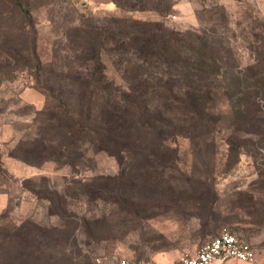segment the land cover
Here are the masks:
<instances>
[{
	"label": "rangeland",
	"instance_id": "374dc122",
	"mask_svg": "<svg viewBox=\"0 0 264 264\" xmlns=\"http://www.w3.org/2000/svg\"><path fill=\"white\" fill-rule=\"evenodd\" d=\"M21 1L27 19L0 0V125L18 129L0 138V264L170 258L225 228L261 249L264 0ZM134 19L197 34V49L208 41L214 69L197 78L212 127L170 133L156 121L113 155L84 128L98 112L87 96L103 107L145 71ZM100 69L110 84L99 88L90 81Z\"/></svg>",
	"mask_w": 264,
	"mask_h": 264
},
{
	"label": "trees",
	"instance_id": "16d2710c",
	"mask_svg": "<svg viewBox=\"0 0 264 264\" xmlns=\"http://www.w3.org/2000/svg\"><path fill=\"white\" fill-rule=\"evenodd\" d=\"M11 2L21 9L24 19L30 17L29 9L21 0ZM130 22L133 27L131 38L140 40L141 36L143 39L140 44H135L134 48L145 57L147 63L144 62L143 65L145 71L135 73L134 76H126L125 80L129 84L127 90H120L112 100L106 98L102 103L103 107L99 106V93L87 96L90 110L97 107L96 110L100 112L104 125L93 124L92 127V123L98 122L96 118L102 122L97 112L95 117L88 116L84 128L95 131L101 148L113 155H120L125 151L123 145L134 143L137 134H153L158 128L156 121L164 124L166 126L164 131L170 133L175 132V129L192 133L195 130L212 127L208 100L198 90L199 76L203 77L202 73L214 69L208 53L204 51L208 47V41H203L202 47L197 49L195 46L199 40L197 34L182 33L180 30L170 28L163 20L144 22L134 19ZM137 26L144 28L143 35L136 34L133 37ZM33 46L31 53L36 56L35 44ZM155 61L163 66L158 70L161 71L158 74L148 69ZM90 83L99 88L110 84L101 69L92 74ZM166 106L170 107L166 109ZM179 110L182 118L177 114ZM149 111L154 119L153 123L148 115ZM154 113L159 116L155 118ZM62 114L71 124L81 125L73 112L64 109ZM164 120H168L169 124L164 123Z\"/></svg>",
	"mask_w": 264,
	"mask_h": 264
},
{
	"label": "built area",
	"instance_id": "2783aa9c",
	"mask_svg": "<svg viewBox=\"0 0 264 264\" xmlns=\"http://www.w3.org/2000/svg\"><path fill=\"white\" fill-rule=\"evenodd\" d=\"M237 260L255 262L257 253L252 243L228 229L205 241L193 254H184L171 264H211L216 260ZM122 264H151L145 260H123Z\"/></svg>",
	"mask_w": 264,
	"mask_h": 264
},
{
	"label": "crops",
	"instance_id": "0c3cea01",
	"mask_svg": "<svg viewBox=\"0 0 264 264\" xmlns=\"http://www.w3.org/2000/svg\"><path fill=\"white\" fill-rule=\"evenodd\" d=\"M18 129L16 126H14L12 123H4L3 125H0V138L2 136H5V139L3 140H9L14 137V135L17 134ZM216 236V235H215ZM239 236L245 238L247 241L253 244V242L249 239H247L244 235L240 234ZM214 237V236H212ZM207 241V240H206ZM203 244V243H202ZM201 244V245H202ZM200 245V246H201ZM198 246L196 249H194L192 252H190L189 255H193L198 249ZM257 253V260L255 262H248V261H242V260H237L235 258H230L227 260H216L212 262L211 264H264V246L260 247L259 249L257 246L254 247ZM184 252H179L174 255H172L170 258H162V257H155L152 260H145L148 261L151 264H171L175 263L179 260V258L184 255Z\"/></svg>",
	"mask_w": 264,
	"mask_h": 264
}]
</instances>
